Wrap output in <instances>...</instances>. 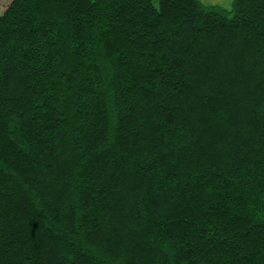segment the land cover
Returning a JSON list of instances; mask_svg holds the SVG:
<instances>
[{
	"label": "trees",
	"instance_id": "1",
	"mask_svg": "<svg viewBox=\"0 0 264 264\" xmlns=\"http://www.w3.org/2000/svg\"><path fill=\"white\" fill-rule=\"evenodd\" d=\"M0 264H264V0L0 10Z\"/></svg>",
	"mask_w": 264,
	"mask_h": 264
},
{
	"label": "rangeland",
	"instance_id": "2",
	"mask_svg": "<svg viewBox=\"0 0 264 264\" xmlns=\"http://www.w3.org/2000/svg\"><path fill=\"white\" fill-rule=\"evenodd\" d=\"M12 0H0V10L3 12ZM207 4H220L229 7L233 0H202Z\"/></svg>",
	"mask_w": 264,
	"mask_h": 264
}]
</instances>
